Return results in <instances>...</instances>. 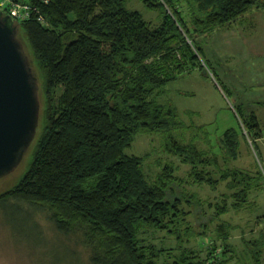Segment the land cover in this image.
<instances>
[{"label":"trees","instance_id":"1","mask_svg":"<svg viewBox=\"0 0 264 264\" xmlns=\"http://www.w3.org/2000/svg\"><path fill=\"white\" fill-rule=\"evenodd\" d=\"M49 1L35 0L38 13L18 22L40 80L42 115L29 165L0 194V206L15 200L22 211L48 212L58 234L79 237L91 264H231L235 226L227 220L206 258L185 247L181 227L194 213L186 205L202 209L206 201L184 187L216 192L224 184L223 202L207 200L218 219L256 206L263 172L232 164L243 139L256 151L264 139L259 117L237 111L240 128L225 132L219 154L177 139L180 111L161 99L182 76L211 69L199 37L232 26L264 0H141L160 12L158 26L130 0ZM140 133L162 135L165 152L178 159L155 180L145 159L127 152ZM182 166L190 167L186 177ZM159 232L176 237L178 253L159 247ZM246 246L243 263L262 264L264 243Z\"/></svg>","mask_w":264,"mask_h":264},{"label":"rangeland","instance_id":"2","mask_svg":"<svg viewBox=\"0 0 264 264\" xmlns=\"http://www.w3.org/2000/svg\"><path fill=\"white\" fill-rule=\"evenodd\" d=\"M129 7L140 11L154 26H158L162 21L160 12L150 10L141 0H130ZM219 34L229 35L227 37L231 41V50L234 51L231 53L236 55L227 65V81L230 86L224 83L216 57L210 55L211 51L216 54L219 52ZM208 35L210 36L199 37L197 40H204L206 56L212 57L208 60L211 67L209 72L195 70L187 76H182L171 84L166 96L161 100L172 102L180 111V118L185 127L175 132L177 139L184 143L195 142L200 149L220 154L225 132L230 128H240L237 111L257 112L264 130V105H253V98L264 102V7H254L231 29L216 30ZM223 41L225 44L227 39ZM221 60H224V57ZM225 61L226 59L224 64ZM38 82L40 85L39 79ZM242 98L253 101L248 103L250 106H240L239 99ZM205 132H209V135ZM164 145L165 139L162 135L140 133L127 152L129 155L143 157L147 176L155 180L165 165L178 161L177 157L165 152ZM32 153L31 147L17 170L0 180V194L11 189L22 177ZM241 154L239 160L232 164L233 167L250 171L259 168L264 174V139L258 143L257 151L249 140L243 139ZM189 169V166H182L179 175L186 177ZM184 189L186 192L196 193L207 202L202 204V209L199 206L186 205L187 210L194 213L188 217L189 224L184 223L181 227L185 247L196 249L206 258L210 251L209 246L216 238L217 227L223 220L235 226L230 239L235 251V259L231 264H244L247 242L264 243V217L260 218L264 214V192L253 197V204H257L252 209L233 211L218 219L216 210L207 200L210 199L213 206L217 204V200L223 202L225 197L222 193H227L224 184L216 192L209 186H186ZM189 225L192 232H189ZM202 233L208 236L201 237ZM60 234L55 230L48 212L42 209H35L33 213L26 212L20 209L15 200L6 202L0 206V264H91L90 252L83 247L79 237ZM155 239L159 247L175 248L178 253L179 242L176 237L167 232H159ZM68 246L78 253L79 257L75 256ZM219 246L221 253L223 247L221 244ZM262 257L264 259V248Z\"/></svg>","mask_w":264,"mask_h":264},{"label":"water","instance_id":"3","mask_svg":"<svg viewBox=\"0 0 264 264\" xmlns=\"http://www.w3.org/2000/svg\"><path fill=\"white\" fill-rule=\"evenodd\" d=\"M41 110L38 77L19 24L0 8V180L23 163L36 139Z\"/></svg>","mask_w":264,"mask_h":264},{"label":"crops","instance_id":"4","mask_svg":"<svg viewBox=\"0 0 264 264\" xmlns=\"http://www.w3.org/2000/svg\"><path fill=\"white\" fill-rule=\"evenodd\" d=\"M242 20V19H241ZM241 20H239L238 22H241ZM238 22H236L235 24H233L232 26H228V27H225V28H220V29H217V31H222V30H227V29H231L232 27H234V26H236L237 24H238ZM208 36H210V35H205V36H201V37H208ZM219 36V38H220V42H219V45H218V53L216 54L214 51H211L210 52V55L212 56V57H216V61H217V64L218 65H220V68H221V73L223 74V77H224V83H226V85L228 84L229 86H230V83L227 81V71H229L228 70V68H227V65H228V63H231L232 61H233V59H235V56L236 55H233L231 52H234L233 50H231V45H230V43H231V41H229V39H228V37L227 36H229V35H218ZM227 39V41L225 42V44H224V41L223 40H226ZM203 41L204 40H202V41H200L201 42V44L203 45ZM203 49H204V46H203ZM210 49V48H209ZM204 52H205V55H206V50L204 49ZM212 57H209L210 59H212ZM222 57H224V60L226 59V61H225V64H224V60H221V58ZM207 56H206V59L207 60H209L210 61V59H209ZM178 81V80H177ZM173 87V86H172ZM240 101V106H244V107H246V106H250V104H248L249 102H251V101H253L254 100V106H256V105H264V102L263 101H260V102H258V101H256L254 98H253V100H251V101H246L244 98H242V99H239ZM247 102V103H246ZM246 114H249V113H252V112H245ZM254 113H256L257 114V112H254ZM258 115V114H257ZM258 117H259V115H258ZM259 120H260V117H259ZM260 142V141H259ZM247 148H249V147H247ZM238 161V160H237ZM236 161V162H237ZM235 163V162H234ZM246 169V168H245Z\"/></svg>","mask_w":264,"mask_h":264},{"label":"built area","instance_id":"5","mask_svg":"<svg viewBox=\"0 0 264 264\" xmlns=\"http://www.w3.org/2000/svg\"><path fill=\"white\" fill-rule=\"evenodd\" d=\"M49 4V0H42ZM35 0H0V8L7 14L11 15L15 21L23 22L31 19L38 9L35 6ZM39 20L46 23L44 17L40 16Z\"/></svg>","mask_w":264,"mask_h":264}]
</instances>
